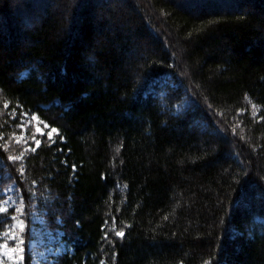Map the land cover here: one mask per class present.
<instances>
[{
    "label": "trees",
    "instance_id": "obj_1",
    "mask_svg": "<svg viewBox=\"0 0 264 264\" xmlns=\"http://www.w3.org/2000/svg\"><path fill=\"white\" fill-rule=\"evenodd\" d=\"M10 185L52 264H264V0H0Z\"/></svg>",
    "mask_w": 264,
    "mask_h": 264
},
{
    "label": "rangeland",
    "instance_id": "obj_2",
    "mask_svg": "<svg viewBox=\"0 0 264 264\" xmlns=\"http://www.w3.org/2000/svg\"><path fill=\"white\" fill-rule=\"evenodd\" d=\"M22 122L26 123L25 127L34 128V135L44 134L48 129V126L35 115H25ZM47 133L51 137L56 131L50 129ZM27 139L29 135L27 138L25 132L16 137V141H21L23 144ZM15 193V186L10 185L5 192L7 198L1 204V211L15 209V215L12 216L11 227L3 234L0 241V264H26L27 255L31 257L28 264H52L53 257L62 248L58 236L51 235L42 228L41 210H35L30 215L24 212L23 201ZM27 221L31 224L28 225Z\"/></svg>",
    "mask_w": 264,
    "mask_h": 264
}]
</instances>
